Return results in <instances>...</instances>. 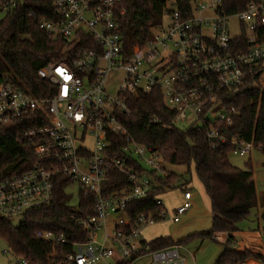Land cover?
<instances>
[{
    "label": "built area",
    "instance_id": "2783aa9c",
    "mask_svg": "<svg viewBox=\"0 0 264 264\" xmlns=\"http://www.w3.org/2000/svg\"><path fill=\"white\" fill-rule=\"evenodd\" d=\"M21 1L0 0V22ZM121 3L52 0L53 16L42 19L40 29L49 36L89 45L72 51L67 62L37 72L56 89L52 98L39 99L0 72V129L37 113L46 120L44 127L17 137L34 164L22 174L0 180V218L22 217L49 204L57 181L63 178L94 196L95 214L78 222L89 238L71 244L73 252L61 264H131L144 256L152 259L151 264H185L182 246L153 252L143 231L162 221L179 223L192 210L193 195L184 191L174 210L156 199L157 217L129 216V206L148 198L159 186L157 179L171 172L156 150L127 135L115 113L128 112L121 95L161 90L164 105L175 112L176 125L204 128L213 149L231 143L233 153L246 157L253 144L229 140L215 124L231 126L237 114L224 106V91L244 87L257 76L261 80L264 74V42H260L264 1L225 15L219 12L223 0H199L186 16L174 0H167L161 25L129 54L121 35L120 19L125 13ZM233 17L242 28L237 38L230 34ZM113 74L121 80L111 91L107 84ZM117 138L125 143L114 155ZM112 174L123 176L127 186L108 193ZM37 238L54 246H70L63 235L51 232H38ZM17 264L28 263L18 260Z\"/></svg>",
    "mask_w": 264,
    "mask_h": 264
},
{
    "label": "trees",
    "instance_id": "16d2710c",
    "mask_svg": "<svg viewBox=\"0 0 264 264\" xmlns=\"http://www.w3.org/2000/svg\"><path fill=\"white\" fill-rule=\"evenodd\" d=\"M199 0H174L178 11L186 16L193 3ZM264 0H223L221 14L236 15L251 4ZM167 0H122L125 11L120 19L121 35L127 54L141 48L152 35V30L162 23ZM53 16L52 0H22L18 7L0 22V72L28 93L43 100L52 98L56 89L41 80L37 72L47 65L67 62L73 52L89 47L86 42H69L49 36L40 29L42 19ZM244 32V31H243ZM244 42L246 35L242 36ZM260 42H264L262 33ZM247 43V42H246ZM248 45L246 44L247 49ZM227 110L237 112L231 126L217 122L215 128L229 140L240 139L253 144L264 155V90L260 77L246 86L226 90L222 94ZM128 112L117 110V121L137 144L156 150L166 162L183 168L182 174L171 172L166 178H158L155 192L140 202L129 206L127 212L133 219L140 214H154L158 208L155 200L168 191H189L195 177L210 202L211 229L174 241L159 237L148 243L151 251H161L173 246H184L193 237L213 238L227 235L225 249L214 264H264V253L249 249H234L240 232L238 225L247 219L258 206L256 185L251 169L241 170L229 161L233 150L231 143L213 149L206 138L204 128L183 127L175 124V112L163 103L161 90L149 94L121 95ZM41 113L20 118L9 128L0 129V180L19 175L28 170L34 161L27 148L17 142V137L27 131L44 127L46 120ZM125 140L117 138L114 155ZM260 147V149H259ZM252 168L251 163H247ZM123 176L112 174L106 192L112 193L126 187ZM68 182L59 179L53 200L22 216L18 226L10 219L0 218V239L19 260L28 264H61L73 252L71 244L84 243L89 233L79 221L95 214L94 196L81 189L77 206L70 205ZM72 217H74L72 219ZM264 232V227L262 228ZM38 232L63 235L70 246H54L37 238Z\"/></svg>",
    "mask_w": 264,
    "mask_h": 264
},
{
    "label": "rangeland",
    "instance_id": "374dc122",
    "mask_svg": "<svg viewBox=\"0 0 264 264\" xmlns=\"http://www.w3.org/2000/svg\"><path fill=\"white\" fill-rule=\"evenodd\" d=\"M170 2L172 0H169ZM230 34L232 38L241 36L242 28L238 18H231L229 21ZM121 77L119 74H113L109 80L107 87L111 91L117 86ZM260 87L264 90V74L260 80ZM113 89V90H112ZM183 128L182 125H177ZM230 163L241 169H251L253 179L256 185L258 206L254 208L247 219L242 221L238 227L240 232L233 235L236 239L234 249H241V242H244L247 247L264 253V155L258 150L253 149L246 157H241L238 154L231 153L229 155ZM251 163L252 168H249L247 163ZM170 172L183 173V168L173 167L169 165ZM189 191L193 195L192 210L181 219L179 223L172 221H162L146 228L143 231V238L150 242L159 237H169L174 241H180L190 235L204 233L211 229V210L210 202L198 180L193 177L189 184ZM67 193L70 196V205L76 207L78 203L79 187L75 184H68ZM183 192L181 189L168 191L161 195L167 207L174 210L182 202ZM22 217L11 218L10 221L14 226H18L22 221ZM226 235H219L217 238H200L193 237L188 240L181 249V253L185 259V264H214L218 257L225 249ZM17 259L10 251L7 243L0 239V264H17ZM152 259L149 256H144L131 264H151ZM263 264V263H258Z\"/></svg>",
    "mask_w": 264,
    "mask_h": 264
},
{
    "label": "crops",
    "instance_id": "0c3cea01",
    "mask_svg": "<svg viewBox=\"0 0 264 264\" xmlns=\"http://www.w3.org/2000/svg\"><path fill=\"white\" fill-rule=\"evenodd\" d=\"M254 180V179H253ZM255 182V181H254ZM238 234V233H237ZM222 236V235H221ZM227 236V235H226ZM215 238H217V236H215ZM242 248L240 250H244V249H249V250H254L252 248H249L246 246V244L244 242H241ZM255 251V250H254Z\"/></svg>",
    "mask_w": 264,
    "mask_h": 264
}]
</instances>
